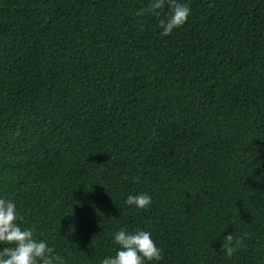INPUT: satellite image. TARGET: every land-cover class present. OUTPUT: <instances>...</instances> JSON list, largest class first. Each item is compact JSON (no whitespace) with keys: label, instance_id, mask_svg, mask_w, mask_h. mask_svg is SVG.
Wrapping results in <instances>:
<instances>
[{"label":"trees","instance_id":"16d2710c","mask_svg":"<svg viewBox=\"0 0 264 264\" xmlns=\"http://www.w3.org/2000/svg\"><path fill=\"white\" fill-rule=\"evenodd\" d=\"M187 2L161 36L148 0H0V195L66 264L120 227L152 264H264V0Z\"/></svg>","mask_w":264,"mask_h":264},{"label":"clouds","instance_id":"9594fccd","mask_svg":"<svg viewBox=\"0 0 264 264\" xmlns=\"http://www.w3.org/2000/svg\"><path fill=\"white\" fill-rule=\"evenodd\" d=\"M165 7L168 11L161 16ZM145 13L161 17L158 20L159 35L167 36L186 22L191 8L187 0H148L146 6L136 10L137 16ZM151 202L152 196L148 192L129 193L123 200L125 205L137 209H144ZM22 221L16 201L0 195V245H3L0 247V264H66L65 258L46 239L37 237L34 226ZM112 241L116 245L114 254L104 256L99 264H152L162 258L159 242L145 228L128 230L120 227L112 233ZM240 246L242 238L228 234L224 236L221 248L231 257Z\"/></svg>","mask_w":264,"mask_h":264}]
</instances>
